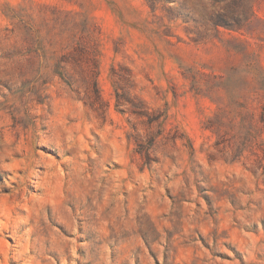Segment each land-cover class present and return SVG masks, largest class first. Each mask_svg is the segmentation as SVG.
Wrapping results in <instances>:
<instances>
[{"label":"clouds","instance_id":"obj_1","mask_svg":"<svg viewBox=\"0 0 264 264\" xmlns=\"http://www.w3.org/2000/svg\"><path fill=\"white\" fill-rule=\"evenodd\" d=\"M0 264H264V0H0Z\"/></svg>","mask_w":264,"mask_h":264}]
</instances>
